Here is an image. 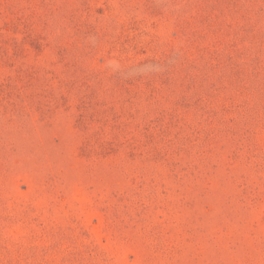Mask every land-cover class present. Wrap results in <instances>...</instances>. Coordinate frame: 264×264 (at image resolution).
Here are the masks:
<instances>
[{
    "label": "rangeland",
    "instance_id": "1",
    "mask_svg": "<svg viewBox=\"0 0 264 264\" xmlns=\"http://www.w3.org/2000/svg\"><path fill=\"white\" fill-rule=\"evenodd\" d=\"M0 264H264V0H0Z\"/></svg>",
    "mask_w": 264,
    "mask_h": 264
}]
</instances>
